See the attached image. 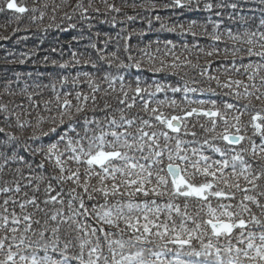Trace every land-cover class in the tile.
<instances>
[{"label": "snow or ice", "instance_id": "snow-or-ice-1", "mask_svg": "<svg viewBox=\"0 0 264 264\" xmlns=\"http://www.w3.org/2000/svg\"><path fill=\"white\" fill-rule=\"evenodd\" d=\"M9 11L87 43L0 65V264H264V0Z\"/></svg>", "mask_w": 264, "mask_h": 264}, {"label": "trees", "instance_id": "trees-1", "mask_svg": "<svg viewBox=\"0 0 264 264\" xmlns=\"http://www.w3.org/2000/svg\"><path fill=\"white\" fill-rule=\"evenodd\" d=\"M18 3H22L25 4L27 6H31L33 3V0H17ZM17 14L9 11L5 14H0V35H9L12 34L13 32V28L17 27V21L15 19V16ZM165 15H170L169 13H165ZM196 17L194 16H189V15H180L179 17H177L176 19L178 21H185L188 19H195ZM99 19H103V17H100ZM93 24L95 25L93 31H101V32H106V31H110L112 29V25L110 24H99L96 22V19L93 20ZM19 27L21 29L25 28V27H30V31L29 32H23L21 31L18 34H13L11 35V38L9 41H0V65L3 64V58L5 57L6 54L8 53H13V52H18L23 50L25 47H32L33 45H39L42 50H47L49 48V46L51 45H56V46H65L66 50H67V46L68 43L71 42L72 43V47L73 49H75L77 46L82 47L83 44L87 43V40H83V41H74L73 40V36L77 35V33L81 32V28L78 26L76 29H71V28H67V25H65L64 27L67 28L66 31H60L57 30L55 28L51 29L49 32L47 33H43V32H38L36 29V25H29L28 23V15L25 14L22 18V21L19 24ZM159 28V24L155 25V29ZM119 28L117 27L116 31H118ZM113 35H115V32H112ZM17 35L19 36H27L28 40L26 42V44L24 45H18L16 44V39H17ZM85 35H87V33L85 32ZM160 39H174L176 40V43L179 44L180 41L182 39H185V37H179L177 38L175 34H171V33H159L157 34L155 31H153L152 33H147L146 32V36L148 37V39H143L142 43H141V47L144 44H147L149 42V40L155 41L157 38ZM112 50V49H110ZM135 55V53H133ZM85 68H87V66H85ZM34 70V66L29 64L26 65H17L16 66V71L21 72V73H28V72H32ZM132 72H136V69H132ZM161 74L157 73V74H152V73H148L145 72L144 73V77L142 78H148V77H153V78H159ZM46 82V81H45ZM167 82V81H166ZM200 95V94H197ZM206 96V94H205ZM158 97L162 98L161 94H158Z\"/></svg>", "mask_w": 264, "mask_h": 264}]
</instances>
